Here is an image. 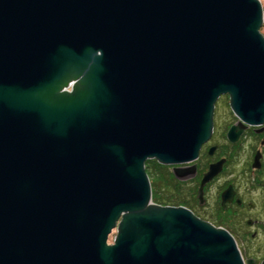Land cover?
<instances>
[{
    "label": "water",
    "instance_id": "1",
    "mask_svg": "<svg viewBox=\"0 0 264 264\" xmlns=\"http://www.w3.org/2000/svg\"><path fill=\"white\" fill-rule=\"evenodd\" d=\"M263 21L260 0H0V264H253L154 203L145 166L193 174L221 96L231 144L264 124Z\"/></svg>",
    "mask_w": 264,
    "mask_h": 264
},
{
    "label": "flooded vegetation",
    "instance_id": "2",
    "mask_svg": "<svg viewBox=\"0 0 264 264\" xmlns=\"http://www.w3.org/2000/svg\"><path fill=\"white\" fill-rule=\"evenodd\" d=\"M232 125L227 127L224 134H222L223 137L217 138V128L215 123L213 124L212 135L208 142L201 147L197 160L183 166L184 168L195 167V172L189 174L183 180V183H180L183 186L181 190L184 192V196L177 194H172V196L181 199V204L178 206L185 207L202 221L219 227L216 225L220 222L217 218H222L223 215H226L231 224L238 225L235 230L227 229L235 239L241 257L245 262L249 260V258L244 260L243 257L242 250H245V245L243 242H240L241 245L239 247L238 238L240 236H236L234 231L244 236L250 234L252 238L258 236L260 232L264 233V218L252 213L257 207H264V124L260 126H247L236 144H231L226 137ZM245 142L249 143L251 148L245 154H242L239 147ZM232 146L238 149L236 155L237 165H233V171L227 172L230 167L227 164L228 156L224 155V147L228 148ZM211 149L213 150L210 153ZM222 153L223 155H220ZM233 156L235 157L234 154ZM239 157L244 158L241 164ZM220 160L224 162L222 171L212 178L211 181L204 184L202 191H200L203 177L210 165ZM243 165H245L244 168L242 167ZM167 167L171 169V166ZM213 188V204L211 206L208 194ZM227 190H230L231 195L223 203V193ZM209 207H213V209ZM243 222L246 227L243 225ZM252 260L253 264H262L264 258L260 261H257L258 259L256 258Z\"/></svg>",
    "mask_w": 264,
    "mask_h": 264
},
{
    "label": "rangeland",
    "instance_id": "3",
    "mask_svg": "<svg viewBox=\"0 0 264 264\" xmlns=\"http://www.w3.org/2000/svg\"><path fill=\"white\" fill-rule=\"evenodd\" d=\"M261 6L263 9V19H264V0H260ZM259 32L263 35L264 37V21L259 28ZM237 122V118L235 115L232 113L228 106V96L224 95L221 96L220 99H218L215 103V109H214V123L217 128V138H220L222 134H224L225 130L227 129L228 126L231 124H235ZM223 137V136H222ZM224 143V140H223ZM250 144L249 143H244L241 144L239 147L240 151L242 154H245L249 149H250ZM237 147L232 146V147H224V155L226 154L228 156L227 161L229 164V170L227 172L233 171V165H237L236 161V155H237ZM205 154V153H204ZM235 155V157L233 156ZM220 155H223L220 154ZM241 160L240 164L243 163L244 158L239 157ZM236 161V163H235ZM157 166H156V165ZM239 164V165H240ZM149 170L147 171V175L149 177V181L151 185L154 188V193L157 195V197H167L171 199L169 195L172 194H177V195H182L184 196V192L181 190L183 189V186L180 185V183H183V180L177 179L174 177L172 173V168L170 169L167 166H160L157 162L154 160L149 161L148 163ZM243 168L245 165L242 166ZM213 194H214V188L209 191L208 197H209V203L212 206L213 204ZM157 204V203H156ZM213 209V207H209ZM253 215L260 216L264 218V207H257V209L252 212ZM220 222H218L219 227L222 228H228V229H234L238 227V225L231 224L230 220L226 218V215H223L222 218H217ZM243 225L246 227L245 223L243 222ZM236 236H240L238 238V244L239 247L241 245L240 242H243L245 245V250H242L243 252V257L244 260L246 258L253 259L256 258L258 259L257 261H260L261 259L264 258V233L260 232L258 236L255 238H252L250 234L244 236L242 234L236 233L234 231ZM116 232L115 230L112 231V233L108 237V244L113 243V238L115 236Z\"/></svg>",
    "mask_w": 264,
    "mask_h": 264
},
{
    "label": "trees",
    "instance_id": "4",
    "mask_svg": "<svg viewBox=\"0 0 264 264\" xmlns=\"http://www.w3.org/2000/svg\"><path fill=\"white\" fill-rule=\"evenodd\" d=\"M156 165V164H155ZM157 166V165H156ZM147 171L149 170V167H148V164H147ZM152 190H153V201L159 205H169V206H178L180 205L181 203V199L176 197V196H172V195H169L171 196L169 198H167L166 196L165 197H157V195L154 193V188L152 186Z\"/></svg>",
    "mask_w": 264,
    "mask_h": 264
},
{
    "label": "bare ground",
    "instance_id": "5",
    "mask_svg": "<svg viewBox=\"0 0 264 264\" xmlns=\"http://www.w3.org/2000/svg\"><path fill=\"white\" fill-rule=\"evenodd\" d=\"M260 3H261V2H260ZM219 99H220V98H219ZM155 162H156V161H155ZM148 163H149V162H147V163H146V166H145L146 173H147V168H146V167H147V164H148ZM160 166H161V165H160ZM183 166H184V165H180L179 167H183ZM162 167H163V166H162ZM164 167H165V166H164ZM171 168L173 169V167H171ZM147 174H148V173H147ZM151 188H152V185H151ZM152 192H153V190H152ZM152 200H153V193H152ZM153 202H154V201H153ZM154 203H155V202H154ZM223 229L226 230L227 232H229L227 228L224 227ZM112 231H114V230H112ZM111 233H112V232H111ZM108 237H109V236H108ZM107 241H108V239H107Z\"/></svg>",
    "mask_w": 264,
    "mask_h": 264
}]
</instances>
